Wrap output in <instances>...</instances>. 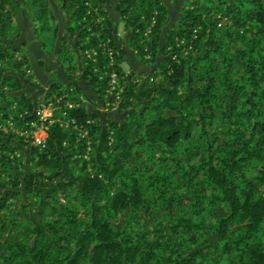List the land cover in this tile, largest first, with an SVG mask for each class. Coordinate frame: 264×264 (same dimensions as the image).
Instances as JSON below:
<instances>
[{"label": "trees", "instance_id": "1", "mask_svg": "<svg viewBox=\"0 0 264 264\" xmlns=\"http://www.w3.org/2000/svg\"><path fill=\"white\" fill-rule=\"evenodd\" d=\"M166 1L120 0L117 10L123 37L118 36V23L103 9L105 0L68 1L70 23L66 31L77 35L78 53L82 55L110 39L122 64L126 59L116 44L119 40L142 64L156 66L147 76L131 70L122 80L124 92L118 113H125V117L121 123L107 119L103 124L98 114L84 107L69 110L78 129H88L89 136L98 141L97 156L91 160L84 157L85 139L74 129L51 127L43 150L32 146L22 150L20 142L0 135L2 176L12 181L23 176L21 191L17 184L8 187L0 183V213L17 195L22 194L24 201L37 194L44 198L38 203L40 221L32 231L31 246L17 238L15 227L11 232L13 218L0 219V264H193L199 258L208 264H264V0H187L188 7L168 27L161 46L163 30L169 24ZM24 2L38 27L33 30L38 38V31L48 30L47 19H55L54 15L48 11L47 0ZM21 8L17 0H0V64L8 66L0 70V86L8 88L7 93L0 92V111H8L16 103L19 111L31 113L36 102L25 94L14 95L26 84L10 74L25 78V56L20 61L13 59L20 50L6 47L5 42L18 34L17 30L12 32V23ZM222 16L232 19V24L217 31ZM41 45L46 51L48 43L42 40ZM190 45L192 49L183 54ZM66 48L76 55L68 44ZM82 67L80 61L79 79L87 82L101 102L106 81L92 73L91 63ZM122 71L118 68L120 75ZM155 74L158 81L152 78ZM68 86L81 94L72 78H68ZM184 86L187 90L181 95ZM59 90L61 86L52 81L43 97ZM209 105L223 121L220 137L208 133L215 123L208 114ZM142 142L152 159L160 147L167 153L158 158L164 167L156 165L153 175L145 174L140 162L129 167L134 156L141 161L134 147ZM15 150L22 151L21 157L10 159L8 153ZM175 154L188 161L169 166ZM22 157L33 163L19 173ZM251 162L257 175L249 180L245 171ZM116 181L119 189L111 194ZM69 187L91 203L88 222L69 207H49L58 192ZM181 189L187 195L180 203ZM154 191L159 193L157 198ZM144 195L153 198L158 208L167 210L170 205L176 209V213L166 214L168 227L158 225L157 219L148 227L140 225V214L146 211ZM211 202L221 205L226 214L214 219ZM113 218L124 220V225L116 228ZM131 218L136 220V228L127 225ZM8 229L10 234L2 237ZM177 231L185 233L179 235L181 244L174 243L172 235ZM210 233L218 236L214 244H208Z\"/></svg>", "mask_w": 264, "mask_h": 264}, {"label": "rangeland", "instance_id": "2", "mask_svg": "<svg viewBox=\"0 0 264 264\" xmlns=\"http://www.w3.org/2000/svg\"><path fill=\"white\" fill-rule=\"evenodd\" d=\"M48 1L50 3V6H52L51 8L49 7L50 10L48 9V11H50L51 14L54 13V15H56V17H58L59 19H47V22H48L47 26H48L49 29L44 31V32H39L38 31V38L37 39L40 42H42V40H43L44 42L48 43V45H46L47 46L46 47V49H47L46 51H47L48 55H52L53 56V54H54V56H55L56 54L54 53L53 45L55 44L56 39H55V33L53 34V31L55 30V28H57V25H59L60 23L65 21V16L66 15L64 14V17H61L60 15H58V12H59L58 9L61 8V4H62L61 0H48ZM168 1L165 2L166 8H167L166 17H167V20L169 22V25H172V24H174L177 21V17L180 14V12L184 11V9L186 7H188V3H187L188 1L187 0H168ZM23 4H24L23 6H25V8L22 6L24 8V10L26 11V9H28V11H29L28 3L25 4V2H23ZM29 12H30V14L27 13V17L28 18H30L29 15L32 14L31 10ZM34 17H36V15H34ZM15 18H14L13 23H12V27H13L12 28L13 29L12 32L17 30L16 19ZM96 20L97 21L101 20V17L96 19ZM31 21H32V24H33L34 23L33 20H31ZM220 21H221L220 22V26L217 27V31H221L222 27L225 26V25L230 26L232 24V19H228L227 16H222V19H220ZM37 28L38 27L36 26V28H35V25L33 24V30H37ZM118 33H120L121 35L124 34L123 23L121 21L118 23ZM15 34L16 33H14L13 35L11 34L12 37H11L10 40L14 39L17 36ZM71 40L73 42L74 38H71ZM70 44H72V43H70ZM62 45H63L64 48L67 47V43L65 41H63ZM9 46H11V44ZM191 49H188V47L186 49L184 48L182 50V53L183 54H187V52H189ZM64 51H65L64 55L61 54L59 56L58 60H56V62L59 64V67H61L64 70V72H65V74L67 75L68 78H72L73 81L75 80L76 82H78V81H80V79H79L80 78L79 60L82 61L83 67H85V65H87L86 61L84 60L85 63H83L82 55H81L80 51H79V53L76 52L78 58H77V56L74 53L68 52L67 48ZM165 51L167 52V51H169V49H166ZM66 52H68V53L66 54ZM195 52L196 51L194 49L193 53H195ZM23 56H25L24 59H26L25 60L26 62L22 66V70L24 71L23 73L26 74L25 70L26 69H30V62H32V60H33V55L30 57V55H28V52H26L25 49H20L19 52L14 54L13 59H15L16 61H20V58H22ZM50 59H52V61H55V59H53V58H50ZM6 67H8L6 65V63H1L0 64V70L3 69V68H6ZM121 68L124 71H131V69L129 68V66H128V64L126 62L121 64ZM148 75H149V73H148ZM53 78L54 77H53V74H52L50 76V79L53 80ZM152 78L154 79V81H158L159 80V75L155 74V75L152 76ZM35 83H36V81H35ZM59 85L61 86L62 91H66V88L67 89L69 88V86L66 87L67 84L66 85L59 84ZM186 90L187 89L184 86L183 88L180 89V94L182 95L183 93H185ZM70 93L71 94H70L69 98L78 107H84V105L87 102L86 98L80 93L79 94H75L73 89H72V92H70ZM53 94H54V92L52 94L50 93L49 95H47L45 97H50ZM81 95L83 97L82 99L80 98ZM45 97H43V99L42 98L41 99L44 100ZM103 99H104V96L102 97V100ZM158 99L161 100V97H158ZM92 105H94V104H92ZM135 105L137 106L136 111H138L140 108H138L137 104H135ZM207 109L209 111L208 114L210 116L214 117L213 119H214V122H215L214 125L211 127V129H209L208 133L211 136H212L213 133H216V134H219L218 136L220 137L222 135V133H224L223 130H221V126L223 125V121L221 119H219V117H217L215 115L216 110H214V108L211 107V105L207 106ZM198 111L199 110L196 109L193 112L196 114ZM89 112H91V111H89ZM117 115H118V119L113 120V121L116 122V124L121 123L123 121V119L125 117V113H123V112L120 113L119 112V113H117ZM97 121L98 120H92V123H96ZM226 124H228V122ZM107 128H109V127H107ZM87 131L89 132L88 129H87ZM83 139H85L84 141L86 142V146H87L86 149H85V156L84 157L87 160H91L92 157H96L97 156L96 147L95 146L98 145V141L96 140V138L94 139V138H91L90 136L87 139L86 138H83ZM137 139L138 138H135V140H137ZM26 147L28 148L27 145H26ZM192 150H193V147H192ZM134 151H135L136 155H139L141 157V161H137L136 157L134 156L130 160L129 167L131 165H133L135 162H136V164H139V162H140V164L142 165L144 171H146L144 173L147 174V175H153L155 173V171L157 169V168L155 169L156 165L164 167V165L161 162H159V159H158L160 157H163L165 154L167 156V153H165L164 148L160 147L159 151L157 152L156 156L153 159L151 157L150 150L147 148L145 142H142L141 145H136L134 147ZM197 158L200 159L201 156H198ZM176 161H179L182 164H185L188 160L186 158L185 159L182 158V156H180V154H175V157H174V159L172 161H170L169 166L172 163L176 162ZM32 163L33 162H31V163L26 162V158L22 157V159H20V162L18 164V170L17 171L19 173L25 171L26 165L28 167V165L31 166ZM90 165H92V164L90 163ZM253 166H254V162H251L250 163V167L245 171L246 178L249 179V180L250 179H254L255 176L257 175V169H255ZM89 170H90V172L94 171L93 167L89 168ZM22 177L23 176H20V180H18V181L17 180H13L12 181V179L10 177H7V176L3 177L2 176V177H0V183H7L8 187H12L13 184H17L16 188L21 191V190H23L22 189V183H21ZM176 178H179V176H176ZM115 184H116V186H114L113 190L111 191V194L114 191L119 189V186H120L119 181H116ZM0 192L3 193V190H0ZM179 193L182 196V199L180 201H178V202L181 203V201L182 202L186 201L185 197L187 195V192L184 189H181ZM158 196H159L158 191H154L153 192V197L157 198ZM41 200H44V198H41V196L37 194V195L28 196V198L26 197V200L24 201L22 194H20V195H17L15 197L9 199L7 201V206H6L5 210L0 213V219H5L6 220V219L13 218L15 223L12 225L11 232H12V229H14L13 227H15L16 228L15 235L17 236V238L20 241L27 243L28 246L29 245L31 246L33 244L34 234L32 233V231L34 230L36 223H38L40 221L39 215L37 213V207H38V203ZM143 200L145 202V206H146L145 210L146 211H144V212H142L140 214V217H141L140 220L142 221V224H140V225L142 227H148L149 223H152V220L154 221V219H157L155 221L158 223V225H160V226L162 225L163 227H168L169 224H168V222H166L167 219H168V216L166 214H167V212L171 213V214H174V213H176V209L175 208L174 209L169 208L170 205H168V209L167 210H163L160 207L158 208V206H155V204H154L155 200L153 198L149 199L145 195L143 196ZM23 203H27V204H29V206L28 207H24ZM51 205H55L56 207L62 208V209H63V207H69L70 209L74 210L77 213V217L78 218L82 219L85 222H88V219L90 217V210L89 209H90L91 203H89V201H86V200L82 199L78 195V193H77L75 188L69 187V188H64L63 190H60L58 192V194H57L55 203L53 201H50L49 207ZM209 207L211 209L210 213H212V217L214 219L220 218V217H222V216H224L226 214V212L223 210L221 205H216L215 203L211 202L209 204ZM46 209H47L48 212H52L53 211V208L52 209L51 208H46ZM159 209L161 211H159ZM158 213L160 214V216L158 215ZM60 216L63 217V212L60 213ZM49 219H51L50 216H49ZM169 219H172L171 215H170ZM45 221H46V218L41 219V222H45ZM135 221L136 220L134 218L133 219L131 218V220L129 221V223H127V225L136 228L135 227L136 226ZM206 221L208 223H211V219L208 218V217H206ZM112 222H113L114 226L116 228H118V229L124 225V220L119 219V218H113ZM1 227H2V225L0 223V229H1ZM232 229H236V226H233ZM9 234H10L9 229L8 230H4L1 233L2 237H7ZM184 234H185L184 232L181 233V232H178V231L175 234L173 233L172 236L176 237V241L174 243L181 244L182 238H180L179 235H184ZM263 235H264V233L262 234V236ZM207 239L209 241L208 244H214L215 242L218 241V236L215 235V234H211L210 233V234H207ZM192 249H196V248H192ZM193 264H208V263H207L205 258H199L195 262H193Z\"/></svg>", "mask_w": 264, "mask_h": 264}, {"label": "built area", "instance_id": "3", "mask_svg": "<svg viewBox=\"0 0 264 264\" xmlns=\"http://www.w3.org/2000/svg\"><path fill=\"white\" fill-rule=\"evenodd\" d=\"M191 48V46L188 47V49ZM82 58L86 64H92L91 71L97 75L98 79L106 81L101 110L105 113H118L124 92L122 80L130 75V71H124L122 68V75L119 74L118 68L121 64L118 62V51L111 46L110 39H106L97 47L84 50ZM100 58L103 60L101 61ZM145 58L149 59L150 56L146 55ZM25 72V78L34 84L32 69H26ZM0 92L5 94L8 88L5 85L0 86ZM70 92H72L71 88H66V91H55L53 95L44 100L41 99L42 94L37 97L31 113L26 109L19 111L16 103H12L8 111H0V135L9 136L13 141L20 142L22 150H27L26 145L43 150L46 147L50 128L56 125L65 130L74 129L79 132L80 137L87 139L89 132L78 129L76 118L69 113V110L78 107L69 98ZM80 98H83L82 95ZM21 152L15 150L8 153V156L10 159L20 158ZM0 177H2L1 171Z\"/></svg>", "mask_w": 264, "mask_h": 264}, {"label": "crops", "instance_id": "4", "mask_svg": "<svg viewBox=\"0 0 264 264\" xmlns=\"http://www.w3.org/2000/svg\"><path fill=\"white\" fill-rule=\"evenodd\" d=\"M61 8H59V12H61L60 10ZM117 7L115 4H113V2H110L108 4V7L106 6V10L108 12V16L109 18L113 21V22H118L119 20V12L116 11ZM61 17H64V13H60ZM28 24V26L26 25ZM26 25V26H24ZM16 27L18 32L20 33V39L16 40L18 47H22L27 49L26 51L28 52V55H30V57L33 55V52L36 51L38 57H34L33 56V60L32 62H30V68L33 69L36 78L34 77L36 83L35 85H38V81L40 83V88L43 89H47V86L50 85V81L55 82L57 84H63L66 85L68 84V77L65 74L64 70L59 67V64L56 61H52L50 59H48V68L44 69L42 67L39 66V64H37V60L38 58L41 57V50L40 46H39V42L37 41V39L35 38V36L32 33V26L30 24V20L27 17V12L24 10L22 12V14L18 15L16 17ZM119 37H121L122 35L120 33H118ZM13 41L10 40V43L6 45V47H11L14 48L15 45H13L12 43ZM11 44V46H9ZM117 46L120 49L125 48L126 46L122 43L119 42V40L116 41ZM23 45H25V47H23ZM124 50V49H123ZM125 52V59H126V63L128 64L129 68L134 71L136 74L138 75H143L146 74L148 72V69L146 68L147 65L142 64L139 59L135 56L134 52L126 47V50H124ZM125 63V62H124ZM53 74V80L50 79V76ZM77 84L79 85L80 89H81V94L86 98L87 102L84 105V108L87 109L88 111H94V110H98L99 109V104L101 103L99 101V97L96 95V93L89 88L87 82L85 81H78ZM30 89H34V93L37 92L36 88H31L26 86L23 91L27 92L30 91ZM32 93L27 94L29 96V98H32ZM94 104V105H92ZM110 117L108 119H112V120H116L118 119V115L117 113H109Z\"/></svg>", "mask_w": 264, "mask_h": 264}, {"label": "flooded vegetation", "instance_id": "5", "mask_svg": "<svg viewBox=\"0 0 264 264\" xmlns=\"http://www.w3.org/2000/svg\"><path fill=\"white\" fill-rule=\"evenodd\" d=\"M19 3H20V5L21 6H23L24 4H23V2H24V0H17ZM48 1V0H47ZM62 1V4H61V12H58V15H60L61 16V14L60 13H64L66 16H65V21H63L62 23H60L59 25H57V28H56V33H55V39H56V41H55V44L53 45V50H54V53L56 54L55 56H54V54H53V56L52 55H48V53L42 48V45H41V42L37 39V36H36V34L34 33V31H33V24H32V21H31V19L30 18H28L29 20H30V24H31V26H32V33H33V35L35 36V38L37 39V41L39 42V46H40V49L39 50H41V52H42V54H41V57L40 58H38V60H37V64H39V66L40 67H42V68H44V69H46V68H48L47 66V64H48V62L47 61H49L48 59H50V58H53V59H55V61L56 60H58V58H59V56L61 55V52H62V47H63V40L67 43V44H69V46L71 47V49L76 53L77 52V35H75V36H71V35H69L68 34V32L66 31V29L68 28V26H69V23H70V17L68 16L69 14H68V1L69 0H61ZM110 2H113V4H115L116 5V7H118V4H119V2H120V0H105V3H104V5H103V9L105 10V11H107L106 10V6L108 7V4L110 3ZM48 5H49V7L51 8L52 6H50V3H49V1H48ZM24 8H25V6H23ZM21 8V10L19 11V14L18 15H20V14H22V12L24 11V8ZM53 9V8H52ZM117 10V9H116ZM55 11V10H54ZM58 11V10H57ZM118 11V10H117ZM26 12L27 13H29V11H28V9H26ZM56 13V12H55ZM108 13V12H107ZM17 15V16H18ZM53 15H54V13H53ZM16 16V17H17ZM54 18L55 19H59L58 17H56V15H54ZM16 19V18H15ZM120 22V16H119V20H118V22L117 23H119ZM114 23H116V22H114ZM116 23V24H117ZM27 26H28V24H26ZM26 25H24V26H26ZM119 36V35H118ZM123 36V35H122ZM121 36V37H122ZM71 38H74V41L72 42V40H71ZM18 39H20V33L18 32V34H17V36L14 38V39H12V43H13V45H15L14 46V48L13 49H18V50H20V49H25V48H22V47H18V44H17V42H16V40H18ZM71 40V41H70ZM120 42V41H119ZM70 43H72V44H70ZM121 43V42H120ZM23 47H25V45H23ZM27 49H25V51H26ZM27 52V51H26ZM78 53V52H77ZM33 56L34 57H38V55H37V53H36V51L35 52H33ZM76 56H77V54H76ZM55 57V58H54ZM77 58H78V56H77ZM50 60H52V59H50ZM32 75H33V77H35L36 78V75H35V73H34V71H33V69H32ZM51 81H50V85L49 86H47V89H45L46 90V92L50 89V87H51ZM26 86H28V87H30L31 86V88H33V87H36V86H40V83H39V81H38V85H35V83L34 84H30V85H25V87ZM24 87V88H25Z\"/></svg>", "mask_w": 264, "mask_h": 264}, {"label": "water", "instance_id": "6", "mask_svg": "<svg viewBox=\"0 0 264 264\" xmlns=\"http://www.w3.org/2000/svg\"><path fill=\"white\" fill-rule=\"evenodd\" d=\"M118 14H119V13H118ZM169 26H170V25L168 24V26L165 27L164 30H163L162 37H161V46H162V44H163V35H164V33H166V31H167V29H168ZM5 42H6V44H9V43H10V40H5ZM119 49H120V48H119ZM123 49L126 50V47L123 48ZM79 59H80V58H79ZM79 63H80V60H79ZM155 66H156V64H155V65H152V66H147L146 68L148 69V72H147L146 74H143V75H140V76H147L148 73H150L151 71L154 70ZM10 74H12V75H16V76L20 77V78L25 82V84H27V85H30V84H31L27 79H25L24 77H22V75H20V74H18V73H10ZM34 88H36V90H37L36 93H34V91H33L34 89H30V91H27V92H25V91H19V92H16L14 95H16V96H17V95H21V94H25V95H27V94L33 92L31 100L35 103L37 97H39V96H41L42 94L46 93V90L43 89V88H40V87H38V86H36V87H34ZM101 107H102V104L100 103V104H99V109H98V110H94V111H92V112L98 114L99 117L101 118V120L103 121V124H104V122L110 117V115H109V113H105V112H103V111L101 110Z\"/></svg>", "mask_w": 264, "mask_h": 264}]
</instances>
